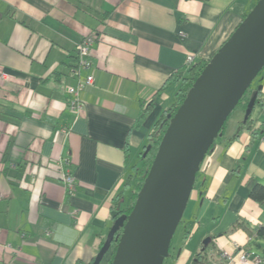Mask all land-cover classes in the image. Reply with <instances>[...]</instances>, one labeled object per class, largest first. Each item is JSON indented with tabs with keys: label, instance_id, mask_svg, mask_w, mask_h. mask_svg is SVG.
Wrapping results in <instances>:
<instances>
[{
	"label": "crops",
	"instance_id": "0c3cea01",
	"mask_svg": "<svg viewBox=\"0 0 264 264\" xmlns=\"http://www.w3.org/2000/svg\"><path fill=\"white\" fill-rule=\"evenodd\" d=\"M256 2L0 0V264L95 257L187 56L209 60ZM89 34L93 84L79 91L76 112L68 88L77 85L75 47ZM254 93L247 124L243 115L224 128L204 158L163 264H191L206 239L211 256L238 247L264 264V234L239 227H264V200L250 196L264 187V68ZM61 174L74 178L72 193ZM134 190L124 189L121 209Z\"/></svg>",
	"mask_w": 264,
	"mask_h": 264
},
{
	"label": "water",
	"instance_id": "95a60500",
	"mask_svg": "<svg viewBox=\"0 0 264 264\" xmlns=\"http://www.w3.org/2000/svg\"><path fill=\"white\" fill-rule=\"evenodd\" d=\"M263 68L264 0H257L169 118L131 212L112 223L90 264H101L114 242L111 264L164 263L204 158ZM256 96L254 93L247 104L244 123Z\"/></svg>",
	"mask_w": 264,
	"mask_h": 264
},
{
	"label": "trees",
	"instance_id": "16d2710c",
	"mask_svg": "<svg viewBox=\"0 0 264 264\" xmlns=\"http://www.w3.org/2000/svg\"><path fill=\"white\" fill-rule=\"evenodd\" d=\"M246 14L247 13H245L243 15V19L245 18ZM208 61L209 60L201 61V62H198V63H195V64H193V63L186 64L187 65L186 68H185L186 76L185 75L183 76L182 75L183 72H180V73H177L176 76L174 77V80L177 83L179 82V88L177 89V91H176V93L174 95V97H175L174 103L162 113L161 117L159 118V120L155 124V126L153 128V131L149 135V139H150L151 143L149 145H147L145 147V149L138 155L137 163H135V164H133L131 166V171L128 174V176L126 177V180H125V183H124V186H123V191H124V189H126L127 187H129V186H131L133 184L135 185V190H134V192H133V194L131 196V202H130L129 205H127L126 207H123L121 209L123 191L117 195L116 201H115L116 203H115V206H114L116 208V213L112 216V222H114L117 218H119L121 216H127L131 212V210L133 208V205H134V202H135V199H136V196H137V193H138L139 189L142 186V183H143V181H144V179H145V177L147 175V172H148V170L150 168V165H151V163H152V161L154 159V156L156 154L157 147H158V145H159V143H160V141L162 139V136H163V134H164V132L166 130V127H167L168 122H169V118L174 115V113L176 112L177 108L180 106V104L184 100L187 91L190 89V87L192 86L193 82L199 76V74L201 73V71L204 68V66L208 63ZM255 101H256V99H255ZM151 105L152 104L148 105L146 107L147 109L145 111H148V108ZM246 108H247V105H246ZM145 111L141 113V115L139 116V120H142L144 118L145 113H146ZM227 120L225 121V123H224V125L222 127V130H224ZM248 120H249V117H248L247 121L245 122V125L247 124ZM251 134L253 136H256L258 133H257L256 130H253V131H251ZM148 147H150V150L147 152V154L145 156H143L145 151H146V149ZM210 150L208 151V153L210 152ZM197 175H198V173H197ZM197 175H196V177H197ZM195 184H196V181H195ZM250 196H251L252 199H254L256 201H263L264 200V187L256 186L252 190ZM181 222H182V220H181ZM239 227H241V229L243 231H245L247 234L255 235L256 237L263 236V234H264V227H260L258 230H256L254 232V234L243 223L239 224ZM120 232H121V230L117 233V235H119ZM188 234H189V231L186 232L185 237ZM102 244H101V246H102ZM210 245H211V239L208 241V243L202 244V246L200 248V251L195 255V257H194V259H193L191 264H213L216 261V258L219 257V252H217V254L214 255V256L209 255L208 250H209ZM115 248H116V242H114L111 245L110 250L105 255V257L103 258L102 261H105L106 264H111L113 256H114V253H115ZM92 261H93V259L90 262L85 263V262H83L81 260H78V261L75 262V264H90Z\"/></svg>",
	"mask_w": 264,
	"mask_h": 264
},
{
	"label": "built area",
	"instance_id": "2783aa9c",
	"mask_svg": "<svg viewBox=\"0 0 264 264\" xmlns=\"http://www.w3.org/2000/svg\"><path fill=\"white\" fill-rule=\"evenodd\" d=\"M95 41V36L89 34L85 36L75 47L76 58H77V70L78 74L77 85L72 88H68V94L70 96L69 105L70 108L76 112L81 111L83 108L82 103L79 99V91L86 86L93 84V76L89 72L92 68V47ZM193 63V56L188 55L186 58V64ZM85 71L87 74L84 77L80 76V72ZM61 182L67 193H72L75 186V180L68 174H61ZM1 197V196H0ZM237 250V251H236ZM234 253L229 254L226 251H220L219 257L213 264H235L240 261L245 264H261L263 261L257 256H253L250 252H246L243 249L236 248ZM219 261V262H218Z\"/></svg>",
	"mask_w": 264,
	"mask_h": 264
},
{
	"label": "rangeland",
	"instance_id": "374dc122",
	"mask_svg": "<svg viewBox=\"0 0 264 264\" xmlns=\"http://www.w3.org/2000/svg\"><path fill=\"white\" fill-rule=\"evenodd\" d=\"M256 79H255V81H253L252 86L246 90L242 99L239 101V104L235 107V109L230 114V116H229V118L225 124V128H229L233 124V122H235L237 119H240L243 117L245 109H246V105H247L249 99L251 98V89L254 88V84L256 83ZM179 226H180V224H179ZM103 263H104V261H102L101 264H103Z\"/></svg>",
	"mask_w": 264,
	"mask_h": 264
}]
</instances>
